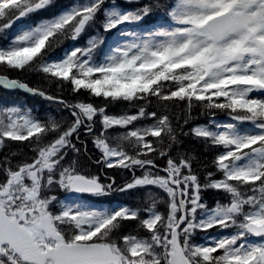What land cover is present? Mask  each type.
<instances>
[{"label": "snow or ice", "instance_id": "1", "mask_svg": "<svg viewBox=\"0 0 264 264\" xmlns=\"http://www.w3.org/2000/svg\"><path fill=\"white\" fill-rule=\"evenodd\" d=\"M56 5L0 0V89L68 113L40 118L18 105L0 108V149L8 141L27 149L0 159V264H264V0H149L135 10L75 0L11 31ZM160 10L166 23L141 27ZM98 20L102 32L85 46L50 56ZM12 73L36 74L71 99ZM116 104L130 111L110 113ZM177 107L184 126L194 111L209 119L184 132ZM218 112L231 122L217 123ZM81 135L99 153L98 166L129 178L105 183L84 171ZM184 136L214 150L211 160L179 151ZM57 191L136 192L140 200L96 208L60 200ZM208 191L225 201L209 206ZM198 231L207 234L202 242Z\"/></svg>", "mask_w": 264, "mask_h": 264}, {"label": "trees", "instance_id": "2", "mask_svg": "<svg viewBox=\"0 0 264 264\" xmlns=\"http://www.w3.org/2000/svg\"><path fill=\"white\" fill-rule=\"evenodd\" d=\"M74 0H57V5L55 9L50 10L48 13H45V15H52L53 13H55L56 11L65 8L66 6H69L71 2H73ZM101 30V29H100ZM102 31V30H101ZM72 46V40L71 39H65L62 41L61 44H59L51 53L50 56L55 58V57H61L62 53L68 49L69 47ZM55 56V57H54ZM12 76H19L20 79L28 82L31 86L33 87H45L48 89L50 94H57V95H62L64 97H66L67 99H71V95L70 93L67 92V90H65L64 92H59L58 89L54 88L51 86V84H45L41 81V78L33 73H29V74H17V73H12ZM21 95H23L22 92L18 91ZM40 97V96H38ZM41 98V97H40ZM25 99V98H24ZM44 102H46L48 104V106L46 108H41L40 106V111L41 112H46L48 114V117L50 116H54L56 118H64L67 119L68 118V113L66 111H61V106L57 103L51 102L47 99H43L42 100V104H44ZM96 103H101L100 101H96ZM126 111H130V108L124 104H116V105H110L109 106V112L112 114H121L124 113ZM174 115L176 116L177 120H179V117L181 116V109L179 107H177L174 111ZM193 118L190 120L189 125L188 126H184L183 125V121L179 120V124L180 127L183 128L184 132H187L189 127H191L193 124H204L208 121V117L200 115L197 112H193L192 114ZM220 116H226L225 113H220L218 112L216 114V117H220ZM174 124H176V120L173 121ZM177 131L179 132L180 129L178 128ZM81 137L85 138L86 136L81 135ZM183 140V145L182 148L178 149L179 151H189L191 153H195L201 161H208L211 160L212 155L214 153V150L209 149L208 147H206L201 141L195 140L193 137L191 136H184L182 137ZM25 144L27 142H24ZM77 146H81L80 145V141L76 142ZM86 143V142H85ZM87 144L89 145V143L87 142ZM90 147V146H88ZM93 148V147H92ZM96 150H94L95 153ZM27 152V149H25L20 142H11L8 141L6 142L5 146L0 149V159L3 158V156L5 155H15L17 157H22L23 154H25ZM81 156L79 157V161L83 164V162L88 161L87 159V153L85 152L84 148L81 147ZM97 154V153H95ZM71 157V158H70ZM76 157L73 156L71 153L69 154L68 159H75ZM90 162H92L91 160H89ZM96 162V160H95ZM89 163V162H88ZM161 163H163V161H161ZM85 170L87 171V169H91L92 172H94L93 174L99 175L100 173V167H96L95 164L91 163L88 164V166H84ZM202 170V169H201ZM119 172L118 175L116 174V172ZM105 175L107 177H112L114 176L116 178V183L117 184H122L126 178H129V174L125 173V172H121L118 169H109L105 171ZM127 194H129L130 196L128 197L127 200H122L123 202H126V205L132 206V205H136L139 203L140 200V195L139 193L136 192H126ZM222 198L220 196V194L218 192H214V191H208L204 194V200L207 203V201H220ZM209 206H212V203H207Z\"/></svg>", "mask_w": 264, "mask_h": 264}, {"label": "rangeland", "instance_id": "3", "mask_svg": "<svg viewBox=\"0 0 264 264\" xmlns=\"http://www.w3.org/2000/svg\"><path fill=\"white\" fill-rule=\"evenodd\" d=\"M108 1L109 0H106V2L108 4H117L120 8L128 9V10H135V8L138 6V4H143V3L149 2V0H137V2H132V3L127 2V0L125 2H121L119 0H111L109 2ZM165 2L169 3V2H171V0H165ZM46 13H48V12H46ZM48 16L45 15V13H42V14H40V16H34V17H30V18L22 20V21H18L13 26V29L11 31L15 32L17 29L23 28L26 25H31L35 21L39 20L40 18L48 17ZM99 22H100V20H98L95 25H93L92 27L88 28L86 30V32L80 37V39L76 40V42L72 45V47L70 49H72L74 47H83V46H85L87 41L90 39V37L95 35L97 31H99V28H98ZM164 23H166V20L164 18V13H163L162 10H160V11L154 12L151 16L147 17L145 19V21L142 23L141 27H154L156 25L164 24ZM130 27H135V26H130ZM105 35H107L109 37V42H110L111 38L114 36V33L105 34ZM0 43H3V41L0 40ZM66 51H64V52H66ZM55 58H57V57H55ZM18 91H22V90L8 91V90L0 89V108H3L5 106L18 105V106H21L25 110L31 109V112H32V114L34 116H38L40 118L48 117V114L45 111L41 112L40 111V107H39V106H41V108H46L48 106V104L46 102H44V104H42V100L44 98H42V97L40 98L37 95H31V94H29V93H27L25 91H22L23 95H21ZM253 95H259V94H253ZM216 122L217 123H228V122H231V121L229 120V117L226 115V116L216 117ZM240 128H241V130H246V129L251 128V125L243 124V125H240ZM80 141H84V142H86V144L88 142L89 145L87 144V146H90L89 149L92 150L93 145L90 142V138H88V137H85V138L80 137ZM87 150H88V148H87ZM95 153H97L98 156H99V153L97 151H95ZM94 156L95 155H91V158L93 159ZM98 156L95 159H97ZM95 159H94V161H95ZM87 163L91 164L92 162H90L89 159H88ZM80 164H81L82 167H84V163L82 164L80 162ZM88 164H86V165H88ZM87 170L90 173L93 174L91 169H87ZM103 170H109V169H104L103 168ZM118 173L119 172L117 171L116 174L118 175ZM219 194H220V196L222 198L220 200V202H224L226 197H224L223 194H221V193H219ZM56 195L58 196V198L60 200H64L65 197H68V199L71 200V201L84 202V203H87L88 205H90L92 207H96V208H116V207H119L118 205H116V206L115 205L114 206L103 205V204L97 203L96 201L89 200V199H86L84 197H78L75 194H69V193H65V192H62V191H57ZM215 202L216 201H207V203H212L213 205H214ZM57 207H59V205H57ZM228 231L231 232V231H233V229H229ZM217 234H227V233H221L220 230H218V229H215V230L211 231V235H217ZM206 235H207L206 233L198 231L195 234L194 240L202 242Z\"/></svg>", "mask_w": 264, "mask_h": 264}, {"label": "bare ground", "instance_id": "4", "mask_svg": "<svg viewBox=\"0 0 264 264\" xmlns=\"http://www.w3.org/2000/svg\"><path fill=\"white\" fill-rule=\"evenodd\" d=\"M112 38H113V37H112ZM112 38H111V39H112Z\"/></svg>", "mask_w": 264, "mask_h": 264}]
</instances>
